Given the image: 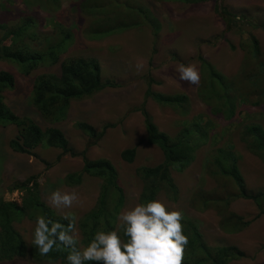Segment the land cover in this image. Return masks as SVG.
Segmentation results:
<instances>
[{
	"label": "rangeland",
	"instance_id": "374dc122",
	"mask_svg": "<svg viewBox=\"0 0 264 264\" xmlns=\"http://www.w3.org/2000/svg\"><path fill=\"white\" fill-rule=\"evenodd\" d=\"M86 1L18 0V3H13L0 0V26L4 23L14 26L17 21L30 17L36 22L38 40H34L33 45L38 51L45 47L47 38L56 41L61 31L71 33V46L68 53L62 55L61 62L68 57L96 60L101 65L103 80L117 85L91 98L73 102L66 120L54 126L65 133L70 146L78 154L85 152L91 160L108 159L114 164L126 198L123 211L142 203L144 182L138 170L164 162L161 149L147 141L142 111L147 110L158 129L174 138L184 129L185 123H190L197 115L205 116L214 124L207 142L197 150L191 164L181 171L172 170L179 189L177 200L165 190L157 199L170 210H181L183 221L195 222L211 247L235 246L246 255L229 264H264V215L255 202L236 199L228 210H224L216 205L205 208L202 199L221 195L222 190L236 191L233 181L213 175L208 163L215 151L227 145H233L240 157L239 165L248 191H264V161L250 153L241 140L247 124L264 125V105L239 107L236 117L226 121L214 116L200 101L199 85H189L180 80L177 70L180 64L195 63L201 80L199 57H203L226 76L234 77L241 72L246 56L243 46L251 36L258 38L264 46V32L248 25L239 27L238 22L227 28L218 6L232 15L245 16L254 23L264 24V0H218L198 5L161 0H99L101 5H109L105 19L125 20L132 17L130 10L149 8L161 27L158 38L146 24L102 39L93 38L90 29L96 28L103 15L84 12L82 5ZM92 1L97 0L89 3ZM52 19L56 21V27H47L46 21L52 22ZM0 71L10 72L17 82L13 91L5 93V103L17 115L30 117L43 129L48 128L50 125L32 104L31 93L38 76L58 74L60 66H40L30 76H25L17 65L1 61ZM150 88L164 95H187L190 106L186 111H180L159 104L152 97H147ZM80 122L93 126L101 135L104 130V135L90 139L77 128ZM107 125L112 127L106 128ZM17 135L18 130L13 126L0 128V200L21 202L23 194L12 191V188L17 182L34 176L40 185L42 200L57 214L74 217L78 223L96 206L103 180L83 174L84 162L80 156L63 155L60 150L45 147H38L33 156L15 152L11 142ZM133 148L137 150V156L133 163H127L122 159V153ZM76 173L82 174L81 184L68 185L67 175ZM57 189L75 192L78 201L70 209L52 207L48 198ZM230 212L250 222V226L240 233H226L221 223ZM14 225L31 243L35 224L24 219ZM77 230V239H80V231ZM0 264L56 263L17 258Z\"/></svg>",
	"mask_w": 264,
	"mask_h": 264
},
{
	"label": "trees",
	"instance_id": "16d2710c",
	"mask_svg": "<svg viewBox=\"0 0 264 264\" xmlns=\"http://www.w3.org/2000/svg\"><path fill=\"white\" fill-rule=\"evenodd\" d=\"M10 1L18 3V0ZM89 1L91 0L83 3V11L93 15L95 13L103 15L96 28L90 29L93 38L102 39L115 33L144 27L146 24L151 27L154 36L158 38L161 27L149 8L144 10L137 7L138 11L132 9L133 11L130 10L129 13L132 17L126 16L125 20L105 19L109 5H101L102 0L91 3ZM161 1L198 5L218 0ZM218 9L227 28L233 27L238 22L239 27L248 25L264 32V24L254 23L245 16L232 15L226 10H221L219 6ZM55 23L56 21L52 19V22L46 21V26L54 27ZM35 28L36 22L30 17L17 21L14 26L7 23L2 24L0 26L2 32L0 62L17 65L19 72L25 76H30L40 66H60L58 74L49 73L38 76L31 93L33 106L50 126L43 129L34 119L17 115L5 103V93L13 91L17 82L10 72L0 71V128L13 126L18 130L16 139L11 142V147L15 152L33 156L38 147H45L60 150L63 155L80 156L84 162L83 174L103 180L96 206L76 223L81 236L78 239V247H84L90 242L96 230L108 231L116 228L117 217L124 207L126 198L114 164L108 159L91 160L85 152L78 154L70 146L65 133L54 125L66 120L73 102L91 98L117 85L103 80L101 65L96 60L68 57L61 62L62 55L67 54L71 46L72 35L69 32L61 31V36L56 41L47 38L45 47L38 51L33 45L34 40H38ZM247 41L248 43L243 46L246 54L244 65L241 72L234 77L224 75L212 63L199 57L201 80L198 97L214 116L222 117L229 122L236 117L239 107L255 108L264 105V46L255 36H251ZM147 97H152L157 103L175 110L186 111L190 106V98L187 95H164L155 93L150 88L147 91ZM142 113L145 118L147 141L150 145L161 149L164 162L155 167H144L138 170V175L144 182L141 202L147 203L157 199L164 190L174 200H177L179 189L172 177V170L181 171L195 160V153L207 142L210 131L214 130V124L205 116L197 115L190 123H185L184 129L174 138L158 129L147 110L144 109ZM76 126L90 139H97L104 135V130L101 135L93 126L84 122ZM107 126L106 128L112 127V125ZM241 140L246 144L250 153L264 161L263 124H247ZM136 156L135 148L122 153V159L127 163H133ZM239 161L240 157L233 145L218 149L211 155L208 163L213 169L212 174L233 181L236 191L231 193L229 190H222L221 195L202 197L204 207L209 208L216 205L228 210L233 201L244 199L255 202L261 214L264 215V191L258 193L248 191ZM81 182V173L70 174L66 177L68 185H79ZM12 191H18L23 196L21 202L0 200V262L30 258L39 263L67 264V250L54 248L47 256H41L33 243H29L14 224L24 219L35 224L37 216H46L64 225L69 223V219L57 214L42 200L40 185L34 176L24 182H17ZM182 224L184 234L189 239L183 264H229L246 257L235 246L211 247L204 240L195 222L182 220ZM250 224L242 217L230 212L222 221L221 226L226 233L235 234L244 231ZM121 236L126 240L122 230Z\"/></svg>",
	"mask_w": 264,
	"mask_h": 264
},
{
	"label": "clouds",
	"instance_id": "9594fccd",
	"mask_svg": "<svg viewBox=\"0 0 264 264\" xmlns=\"http://www.w3.org/2000/svg\"><path fill=\"white\" fill-rule=\"evenodd\" d=\"M138 67H140L138 65ZM179 79L189 85L200 83L195 63L180 64ZM75 192L53 191L49 204L60 210L70 209L78 201ZM67 225L46 216H37L32 243L41 256L55 248L67 250V264H183L188 236L184 234V214L172 210L160 199L136 203L117 217L115 229L96 230L90 242L78 247L76 219ZM121 230L123 233L122 239Z\"/></svg>",
	"mask_w": 264,
	"mask_h": 264
}]
</instances>
